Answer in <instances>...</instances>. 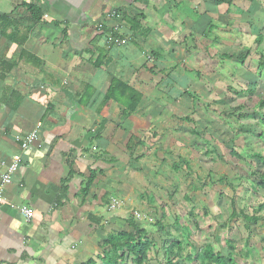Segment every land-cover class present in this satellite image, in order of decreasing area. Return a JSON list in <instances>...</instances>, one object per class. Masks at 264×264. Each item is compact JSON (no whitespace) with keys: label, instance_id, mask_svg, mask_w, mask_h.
I'll use <instances>...</instances> for the list:
<instances>
[{"label":"crops","instance_id":"1","mask_svg":"<svg viewBox=\"0 0 264 264\" xmlns=\"http://www.w3.org/2000/svg\"><path fill=\"white\" fill-rule=\"evenodd\" d=\"M263 40L264 0H0V175L20 157L0 204V264H83L131 232L127 220L173 216L191 197L168 194L185 187L181 169L213 160L202 133L219 119L231 133L234 98L257 105L234 78L264 58L250 50Z\"/></svg>","mask_w":264,"mask_h":264},{"label":"rangeland","instance_id":"2","mask_svg":"<svg viewBox=\"0 0 264 264\" xmlns=\"http://www.w3.org/2000/svg\"><path fill=\"white\" fill-rule=\"evenodd\" d=\"M187 15L192 16V12ZM252 33L256 35L257 30L252 29ZM250 50L264 56V42L257 48L252 44ZM257 55L252 53L245 68L249 74L246 70L241 72L237 69L234 78L236 83L248 88L252 93L250 100L255 103L264 100V67L257 70ZM241 99H233L231 111L239 122L231 124L234 129L227 128L231 133L223 127L221 119L211 124L213 133H202L207 135V139L212 136L216 140L211 163L203 155L192 160L191 168L188 171L181 169L179 175L180 183L185 182V187L176 186L177 189L172 187L168 190L175 200L182 199V191L191 199L185 203L181 200L173 202L177 209L173 216L168 209L164 211L163 229L154 231L152 235L155 245L147 257L148 264H165V250L173 240L181 244L180 259L174 264H190L188 257L206 248L220 253L227 260L225 241L236 245L235 252L231 254L233 264H264V221L246 225L239 217L230 218L232 210L251 215L252 210L261 206L264 211V188L257 185L258 175L264 173V167L252 157V154H259L264 158V124L258 122L263 118L264 107L259 109L252 105V109H246L242 107ZM237 116H242V119ZM231 121L229 119L227 123ZM232 150L241 158L232 157ZM199 177L201 179L196 183ZM232 200L235 201L233 205ZM151 220L155 221L156 217Z\"/></svg>","mask_w":264,"mask_h":264},{"label":"trees","instance_id":"3","mask_svg":"<svg viewBox=\"0 0 264 264\" xmlns=\"http://www.w3.org/2000/svg\"><path fill=\"white\" fill-rule=\"evenodd\" d=\"M218 2H229L230 0H217ZM26 6V5H25ZM27 10L30 13L32 19L37 20L38 11L33 6H27ZM261 40V36L256 39V44H258ZM259 67H264V58L260 57L259 59ZM118 83H112V88L108 92L107 98L111 97V93L113 88ZM115 85V86H114ZM229 91V90H228ZM234 96H238L241 92L229 91ZM133 99V106L137 104L135 100V96ZM252 105H254L252 103ZM256 108L262 109L264 107V100L258 101ZM264 124V116L261 122ZM231 155L236 159L241 158L236 152H231ZM252 157L255 158L258 162L262 164L264 167V158L259 154H252ZM254 176L255 173L251 172ZM94 178V174L91 173L89 177L86 179L83 195L89 189ZM257 185L260 188H264V173L258 175V183ZM255 188V187H254ZM235 203L234 200L231 201L233 205ZM235 217H239L242 221L248 224H255L259 221H264V211L262 207H258V209H254L251 211V215H245L243 211L236 212L232 210L230 218L234 219ZM127 224L132 228L131 232H119L113 237H108L105 240L98 242L99 251L94 254V258L89 259L83 264H148L147 257L154 247V241L152 239V230L163 229L162 220H155L152 225L148 228L142 227L141 225L137 226L134 224L133 219L126 221ZM225 246L228 251L227 260L225 257H222L220 253L213 252L212 249L206 248L201 250L200 252H196L193 256L188 257L190 264H233V260L231 259V254L235 252L236 245L231 241H225ZM181 250V244L177 240H173V244L165 250L167 252V260L165 264H174L175 260L180 259L179 252Z\"/></svg>","mask_w":264,"mask_h":264},{"label":"built area","instance_id":"4","mask_svg":"<svg viewBox=\"0 0 264 264\" xmlns=\"http://www.w3.org/2000/svg\"><path fill=\"white\" fill-rule=\"evenodd\" d=\"M111 39H113L114 44H122L124 43V40L114 38L113 35L111 36ZM40 125H36L35 129L27 134L24 138L21 140L20 149L22 151H25L28 146L35 142L38 138V129ZM4 168V172L0 175V204L4 201L3 199V191L6 187V185L10 182L12 176L17 171L19 165H20V157L14 156L11 158L10 163L8 164H1ZM11 208H15V210L18 211L19 215L26 221H30L32 218L31 211L26 206H11ZM111 209H114V206L111 207ZM145 220V219H143Z\"/></svg>","mask_w":264,"mask_h":264}]
</instances>
